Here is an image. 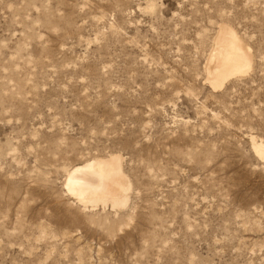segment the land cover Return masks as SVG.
Segmentation results:
<instances>
[{
  "label": "rangeland",
  "instance_id": "obj_1",
  "mask_svg": "<svg viewBox=\"0 0 264 264\" xmlns=\"http://www.w3.org/2000/svg\"><path fill=\"white\" fill-rule=\"evenodd\" d=\"M220 23L253 71L219 90ZM264 0H0V264H264ZM120 153L124 209L66 171Z\"/></svg>",
  "mask_w": 264,
  "mask_h": 264
},
{
  "label": "bare ground",
  "instance_id": "obj_2",
  "mask_svg": "<svg viewBox=\"0 0 264 264\" xmlns=\"http://www.w3.org/2000/svg\"><path fill=\"white\" fill-rule=\"evenodd\" d=\"M254 63L250 44L230 24L220 23L205 65L210 87L216 91L229 80L248 75L253 71ZM249 138L253 151L264 162V139L252 134ZM124 166L120 153L92 158L66 171L65 190L85 208L111 205L124 209L130 203L134 187Z\"/></svg>",
  "mask_w": 264,
  "mask_h": 264
}]
</instances>
